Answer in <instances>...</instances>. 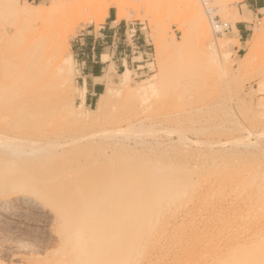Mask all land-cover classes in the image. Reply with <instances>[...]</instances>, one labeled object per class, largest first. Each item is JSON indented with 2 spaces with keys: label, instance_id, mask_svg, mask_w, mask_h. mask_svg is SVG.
<instances>
[{
  "label": "rangeland",
  "instance_id": "rangeland-1",
  "mask_svg": "<svg viewBox=\"0 0 264 264\" xmlns=\"http://www.w3.org/2000/svg\"><path fill=\"white\" fill-rule=\"evenodd\" d=\"M11 1L0 0V93L7 89L9 67L20 64L25 67L22 77L36 75L30 63L34 49L61 53L70 66L66 80L61 86L48 85L44 97L45 106L54 105L55 116L63 117L57 121L68 122L61 123L58 135H85L106 153L113 142L118 149L140 139L146 154H162L174 168L196 164L202 173L186 189L184 197L190 198L197 186L199 196L208 200L228 194V187L221 189V170L213 177L218 185L207 189L208 158L226 161L232 171L240 170L242 161L264 159V0L255 13L246 0H118L121 18L112 0H18L36 9V18L27 20L14 13ZM108 7L116 23L127 24L123 38L131 51L124 67L108 62L101 80L104 90L111 81L114 93L96 113L104 90L85 102L80 58L88 30L98 31L105 23ZM212 17L229 29L216 33ZM237 23L247 26L242 36ZM102 58L110 60L107 49ZM49 70L57 72L50 64ZM124 72L128 87L120 82ZM79 96L88 119L64 117L68 105L78 106ZM51 225V215L41 207L0 209V263H20L32 252L44 255L55 245Z\"/></svg>",
  "mask_w": 264,
  "mask_h": 264
},
{
  "label": "bare ground",
  "instance_id": "bare-ground-1",
  "mask_svg": "<svg viewBox=\"0 0 264 264\" xmlns=\"http://www.w3.org/2000/svg\"><path fill=\"white\" fill-rule=\"evenodd\" d=\"M119 1L110 3L121 18ZM11 6L18 17L36 18L27 3ZM201 29L210 35L203 22ZM30 63L36 75L22 77L25 67L13 65L0 93V209L43 208L52 217L55 245L17 264H264V159L242 161L232 171L226 161L208 158L207 189L218 185L213 177L221 170L228 196L208 200L197 186L193 198L184 197L199 182L196 164L174 168L162 154H146L140 139L118 149L113 142L106 153L85 135H58L68 122L57 121L54 105L45 106V88L63 85L70 66L61 53L40 48ZM49 64L55 74L46 71ZM128 79L122 73V87ZM113 93L110 81L94 112ZM79 99L64 117L88 119Z\"/></svg>",
  "mask_w": 264,
  "mask_h": 264
},
{
  "label": "crops",
  "instance_id": "crops-1",
  "mask_svg": "<svg viewBox=\"0 0 264 264\" xmlns=\"http://www.w3.org/2000/svg\"><path fill=\"white\" fill-rule=\"evenodd\" d=\"M262 0H246L245 5L251 12H256L262 7ZM236 28L239 35L247 29L246 24L237 23ZM127 30V24L123 22L116 23L111 10L103 25L98 31L95 29L88 30L84 40V52L81 57V85L85 88V102L95 100L103 92L104 83L101 78L104 75L105 68L109 61L113 62L115 67H124V61L131 51L129 44L123 38ZM108 50L110 60L104 61L103 55Z\"/></svg>",
  "mask_w": 264,
  "mask_h": 264
},
{
  "label": "built area",
  "instance_id": "built-area-1",
  "mask_svg": "<svg viewBox=\"0 0 264 264\" xmlns=\"http://www.w3.org/2000/svg\"><path fill=\"white\" fill-rule=\"evenodd\" d=\"M211 25L213 27V30L216 33H223L229 29V26L227 23L222 22L220 19L212 17L210 18ZM131 49V48H130Z\"/></svg>",
  "mask_w": 264,
  "mask_h": 264
}]
</instances>
